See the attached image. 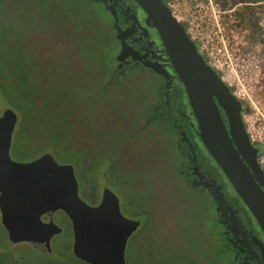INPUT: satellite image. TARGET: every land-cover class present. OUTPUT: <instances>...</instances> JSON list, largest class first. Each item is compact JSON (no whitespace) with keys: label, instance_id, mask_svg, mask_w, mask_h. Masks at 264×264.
Here are the masks:
<instances>
[{"label":"rangeland","instance_id":"obj_1","mask_svg":"<svg viewBox=\"0 0 264 264\" xmlns=\"http://www.w3.org/2000/svg\"><path fill=\"white\" fill-rule=\"evenodd\" d=\"M69 2L72 0H0V93L14 113V107L18 105L27 107L31 101L36 103L33 116L20 121L17 114L10 158L20 163L40 154H49L56 163L71 166L79 198L90 206L91 201L85 196L88 180L86 184L80 181L79 168L84 155L93 152L94 145L83 147L77 141L84 129L78 125L81 112L74 111L75 116L69 118L64 116L73 112L79 103L92 104L97 98L99 80L92 63L94 54L84 43L88 39L102 42L105 30L100 33L96 30L107 24L109 19L99 15L98 9L87 0L76 2L75 12L73 9L68 12L71 8ZM82 6L87 8L85 16L82 15ZM167 7L183 27L196 54L239 104V127L243 133L237 127L238 117L231 111L233 104L228 101L229 113L218 91H214L205 78L236 151L245 162L251 163L254 171H263L264 176V44L261 42L264 39V0H168ZM89 9L90 13L87 12ZM79 13L86 20L79 16L77 20L75 16ZM66 17L70 19L69 23L62 21ZM66 31L70 32L69 37L65 36ZM7 87L14 91L13 99H8L5 94ZM219 90L223 92L224 89L220 87ZM82 110L85 109L80 108L79 111ZM152 135L150 130L144 138L130 139L132 150L125 143L123 147L114 149L116 138L111 136L95 138L96 147L102 144L112 150L101 156L109 158L106 172L104 167L100 168L101 173L97 168L101 163L97 156L90 159L93 169L88 175L89 180L95 183L94 191H99L94 196L99 197L101 187L106 185L116 195L121 215L129 220L139 217L145 222L153 212L152 207L155 208L154 201L144 198L146 205L141 203L143 199L140 202V195L143 197L147 191L140 184L141 172L133 162L154 160L151 156L156 147L149 140ZM31 138L35 142L28 145L26 141ZM252 144L261 146L258 157L252 158ZM135 153H138L137 157ZM172 160L164 163L167 174L168 161L173 167L176 165ZM153 173L157 176L161 171L154 172L153 169L149 175ZM117 180L125 181L124 188L116 183ZM135 198L140 206L136 205L134 211L130 202ZM59 212L48 217L60 230L50 240L49 253L38 252L28 243L11 246L7 231L0 228V239L6 246L0 251V264H20L16 258H23L24 263L21 264H87L73 255L71 224ZM169 212V207L163 203L160 213L169 215ZM42 221L49 220L42 217ZM134 235L139 234L134 232L127 239L125 253L135 249L131 246L135 243L131 242ZM146 237L147 248L143 252L155 256L164 251L161 250L163 240L158 239L155 229ZM139 246H142L141 240Z\"/></svg>","mask_w":264,"mask_h":264},{"label":"trees","instance_id":"obj_2","mask_svg":"<svg viewBox=\"0 0 264 264\" xmlns=\"http://www.w3.org/2000/svg\"><path fill=\"white\" fill-rule=\"evenodd\" d=\"M81 1L72 0V2H69L70 5L68 4V6L71 8H68V12L70 9L75 12L74 5L76 2ZM87 1L98 9L97 13L99 15H105L109 22L96 30L97 33L105 30L106 34L102 42H97L95 39L83 41L85 42L84 45L89 48V52L94 54L92 63L94 64V70L98 73L95 74H97L96 77L99 80V90L95 94L97 98L92 104L79 103L73 112L64 116V118H69L72 115L75 116L74 111L81 112L82 115H78V125L84 129L78 136L77 141L83 147L87 144L94 145L93 152H88L81 161L80 172L83 171L81 175L84 174L87 180L90 179L88 175L93 169L90 159L93 156L100 159L101 163L97 168L103 169L104 167L106 172V168L109 166L107 164L109 158L101 156L107 152L110 153L112 149H106L102 144L96 147L95 138L98 136L106 135L107 137L116 138L114 149H119L125 143L129 144L128 148L132 150L133 147L129 143L130 139L134 141L135 138H144V135L151 130L153 135L149 140L153 141L156 147L153 156H151L154 157V160H133L135 166L141 172L139 176L140 184L147 191L143 197L140 195V202L143 199L141 203L146 205L144 198L148 201H154L155 208L152 207L153 212L136 231L139 235H134L131 241L135 242L131 245L135 249H129L128 253L127 251L124 253L125 264H239L234 263V257L227 250L230 235L229 224L223 220L222 216L218 217V220L215 216L216 220L214 219V215L223 213L222 204L218 203L216 206V198L211 187H203L199 183L201 180L198 181L195 178L198 177V174H195L197 168L192 153L185 150L186 142L183 140V135L173 119L168 115L158 113L159 105H161L164 98L163 83H167L165 76L163 77L160 73L146 66L144 68L129 69L120 76L118 81L111 80L112 69L117 65L123 66L127 56H129L128 54H130L128 47L123 44L124 32L122 29L124 25L122 24L124 23L121 24L122 20L119 19V16L117 17V8L113 3L107 8L103 2L97 0ZM133 5L135 6L134 3ZM135 7L133 10L137 12V15L140 18H145L139 8L136 7V9ZM86 9L83 8L81 11L84 12ZM87 12L90 13V9ZM82 15L85 16L86 13L84 12ZM77 16L84 18L80 13L75 16L76 19ZM84 19L86 20V18ZM69 20L68 17L62 19L64 23H69ZM65 36L69 37L70 32L66 31ZM261 42L264 44V39ZM121 44L124 45L123 49L121 48L118 52L117 48ZM67 57L71 56L68 55ZM99 74L103 76L101 77ZM180 90L183 99L186 100L183 89L180 88ZM4 91L8 99H13L15 96L10 87L5 88ZM0 96V113L5 110L11 111L16 115L15 125L17 114H19L21 121L33 116L34 113L32 112L36 111V103L31 101L27 107L23 105L14 107L16 109V113H14L1 93ZM169 103L171 104V101ZM80 108L85 110L79 111ZM94 108L97 111H93ZM180 108L183 110V115L186 116L185 119L180 117V125H185L186 130L195 132L196 123L190 111V106L183 103ZM169 109L171 112H177V106L173 104L169 105ZM190 122H192L191 125ZM194 138L193 132L188 133L186 136V139H189L191 143ZM119 140L122 142H119ZM26 142L29 145L33 144L35 140L31 138L29 142ZM137 154L135 153L134 156L137 157ZM39 156L25 162L32 161ZM208 156L210 155L208 154ZM172 159L175 160L176 165L173 167L168 161L169 174H167L164 163L166 160ZM113 160L111 159V161ZM214 165L217 170H220L215 162ZM102 169H100V173ZM153 169L154 172L160 170L161 174L157 176L154 173L149 175V172H152ZM122 181L118 185L124 188L126 183L124 180ZM140 202L135 198L130 203H133L132 206L135 210V206H140ZM163 203L169 207V215L160 213ZM0 228L4 230L1 224ZM153 229L156 230L158 239L163 240L161 250H164L155 256L143 252L147 248L145 242L148 237L146 236H149ZM2 240L0 239V251H3V248L6 247L5 241L2 242ZM140 240L142 246L138 247ZM20 259L16 258V262L24 263L23 258Z\"/></svg>","mask_w":264,"mask_h":264},{"label":"water","instance_id":"obj_3","mask_svg":"<svg viewBox=\"0 0 264 264\" xmlns=\"http://www.w3.org/2000/svg\"><path fill=\"white\" fill-rule=\"evenodd\" d=\"M132 1L145 15V26L156 32L184 87L202 144L264 235V190L236 151L205 78L226 107L228 101L233 104L228 112L238 117L237 127L239 104L196 54L183 27L161 0ZM15 122L11 111L1 113L0 224L8 233L9 244L28 243L38 252L49 253L50 240L60 230L48 217L61 211L71 224L75 257L87 264H125L127 239L141 221L124 218L117 197L108 189L97 206L87 205L78 196L72 167L56 163L49 154L29 162H14L9 150ZM42 217L49 221L43 222Z\"/></svg>","mask_w":264,"mask_h":264},{"label":"flooded vegetation","instance_id":"obj_4","mask_svg":"<svg viewBox=\"0 0 264 264\" xmlns=\"http://www.w3.org/2000/svg\"><path fill=\"white\" fill-rule=\"evenodd\" d=\"M97 1L103 2L107 8L111 3L115 5V7L117 8L116 11L118 12H116L117 17L119 16V19L122 20L121 24L124 23L122 24L124 25V28L122 29L124 32L123 44L130 50V54H128L129 56H127L125 64L123 66L117 65L112 69V73L110 74L111 80L118 81L120 79V76L123 75L125 71L127 72L129 69L144 68L146 66L152 70H155L157 73H160L161 75H163V77L165 76V80L167 81V83H163L164 85L162 91L164 92V98L161 102V105H159L158 113L162 115H168L171 119H173V122L177 125V128L183 135V140L186 142L185 150H189L192 153L194 164L197 168L195 174H198V177L195 178L198 181L201 180L199 183L203 187H211L213 195L216 198V206L218 203L222 204L223 213L214 215V217L216 216L218 220V217L222 216L224 218L223 220L229 224L230 235L228 237L227 250L234 257V263L264 264V235L252 214L245 207L231 185L228 183L227 179L224 177L222 171L216 169L214 160L210 156H208V153L200 140L198 130L196 132V124L195 132L191 131L195 136L194 141L191 143L189 139H186L187 134H191V132L188 129L186 130L185 125H180V117H182V119L186 118V116L183 115V110L180 108V105L185 103L189 106L188 99L184 87L177 78L164 52V49L161 46V42L156 32L154 31V29L145 26V18H140L137 15V12L133 10L135 6H138L132 0ZM161 1L167 6L168 0ZM132 2L135 4V6ZM123 44H121L117 48L118 52H120L121 48L124 46ZM180 88L183 89L186 100L183 99ZM170 101L171 104L177 106V112L170 111ZM191 123L192 122H190L189 124L191 125ZM251 146V150L254 151L252 158L261 155V151L259 150L261 146L259 144H252ZM246 156L248 158L247 160H249L248 154H246ZM209 158H211L213 162ZM207 159H209V161H207ZM245 163L248 166L255 181L264 190V187L262 186L264 184L263 171H254L251 163ZM82 172L83 171L80 172L79 168L80 181L86 184L87 179L84 174L81 175ZM259 181L262 185L259 183ZM116 183L121 184V181L117 180ZM94 184V182H91L88 179V184H86L85 190V196L91 201L92 205L90 206L92 207L97 206L101 202L104 190L108 189L106 185L102 186L103 188L101 187L99 197H95L94 193H99V191H94ZM132 204L133 203H130V205ZM216 217L214 218L215 220ZM43 218L46 219L47 217ZM138 218L139 217L133 219L141 221V225L137 228V230L143 224V219Z\"/></svg>","mask_w":264,"mask_h":264}]
</instances>
